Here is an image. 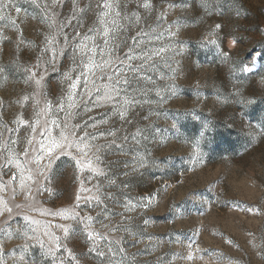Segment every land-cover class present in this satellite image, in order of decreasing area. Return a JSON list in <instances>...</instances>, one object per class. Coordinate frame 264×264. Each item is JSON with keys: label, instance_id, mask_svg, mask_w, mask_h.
<instances>
[{"label": "rangeland", "instance_id": "1", "mask_svg": "<svg viewBox=\"0 0 264 264\" xmlns=\"http://www.w3.org/2000/svg\"><path fill=\"white\" fill-rule=\"evenodd\" d=\"M0 5V264H264V0Z\"/></svg>", "mask_w": 264, "mask_h": 264}, {"label": "snow or ice", "instance_id": "2", "mask_svg": "<svg viewBox=\"0 0 264 264\" xmlns=\"http://www.w3.org/2000/svg\"><path fill=\"white\" fill-rule=\"evenodd\" d=\"M0 7H7V5H0ZM103 7L105 9H109L110 8V4L105 3L103 5ZM143 7L147 8V7H149V4L145 3L143 5ZM108 15H109V13L107 11L102 12L100 14V24L103 26V29L99 33V35L104 38L105 42H107V38L109 37V32H110V28L107 26V24L105 23V19H104ZM117 15H119L118 12H117ZM0 18H3V17L0 16ZM137 19H139V17H137ZM53 23H55L54 15H53ZM111 23L114 24L115 22L111 21ZM220 27H221L220 25H216V28H220ZM90 31H94V30H90ZM49 39L50 38H47V40H49ZM89 39L94 41L95 37L94 36L85 37V40H89ZM213 43H214V41H213ZM83 47H87V45L85 44V45H83ZM44 51H46V49H44ZM86 55H90V53H86ZM35 67H37V68L39 67V62H38V64ZM2 71L3 70L0 69V72H2ZM243 71L244 72H248L249 69L245 68ZM26 72L30 73V75H29L30 77L35 78V82L37 84H40L42 82L43 77L40 76L39 78H37V73L35 71H32V69H26ZM69 99L70 100L74 99V97H71V95H69ZM118 114L121 116V118H124L127 115V113H125V112H119ZM17 123H19V121H17ZM139 134H140V132L138 131L137 135H139ZM79 139H80L81 144H84L83 138H79ZM89 147H90V145H87V144L85 145V147H84V152L85 153H87ZM40 151L42 152V151H44V149H41ZM47 151H48V157L49 158L48 159L41 158V159H44V160L47 161L46 163H43V164H46L48 166V168L50 169L52 167V164H53V161H52L51 157L55 156V153L53 152V150L51 149L50 146H48ZM25 155L27 156V151L25 152ZM41 159L39 160V162L41 161ZM55 159H58V156H56ZM76 162L79 163L78 161H76ZM88 164H89V170L94 175H96V176H104L105 175L104 170L101 167H99L98 164H97V166H93V164L90 161L88 162ZM140 166H143V165L141 164ZM29 179H31L30 175H29ZM112 183H114V181ZM85 190L91 191L90 189H85ZM96 191L99 192V186H96ZM93 198L96 200L97 204L101 203V198H100L99 195H96ZM78 199H79V197H78ZM77 215H78V213H77ZM63 216L65 218L76 219V215H73L72 213H69L67 211L65 212V214ZM92 220H93V217L88 216L87 218L83 219V221H81L82 223H84V229L88 233V237L90 239H92L94 237V235L95 236H99L98 233L94 234L93 231L91 230ZM61 228H62L64 234L67 235L68 231H69L68 227L67 226H62ZM3 232H4V229L0 228V233H3ZM100 239H106V237H100ZM60 240H61V238L59 236H56L54 233L51 234V241H50L51 242V247L48 249L47 255H51V256L55 257L56 249H58L59 246H60ZM109 251H111V249H109ZM100 254L104 255L103 252H101ZM61 264H63V262H61Z\"/></svg>", "mask_w": 264, "mask_h": 264}]
</instances>
